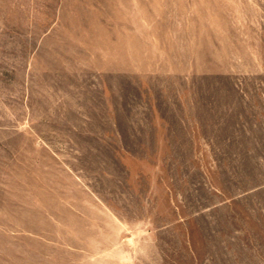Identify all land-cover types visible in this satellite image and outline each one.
<instances>
[{
	"label": "rangeland",
	"instance_id": "rangeland-1",
	"mask_svg": "<svg viewBox=\"0 0 264 264\" xmlns=\"http://www.w3.org/2000/svg\"><path fill=\"white\" fill-rule=\"evenodd\" d=\"M0 264H264V0H0Z\"/></svg>",
	"mask_w": 264,
	"mask_h": 264
}]
</instances>
